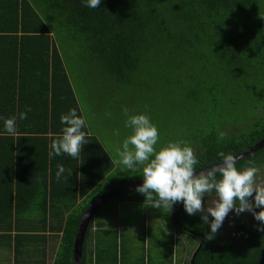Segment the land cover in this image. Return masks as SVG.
Masks as SVG:
<instances>
[{
    "label": "trees",
    "instance_id": "16d2710c",
    "mask_svg": "<svg viewBox=\"0 0 264 264\" xmlns=\"http://www.w3.org/2000/svg\"><path fill=\"white\" fill-rule=\"evenodd\" d=\"M70 52L72 69L103 94L120 101L143 92L169 102L163 110L179 128L174 142L194 149L201 170L222 162L219 152L235 156L264 137V0H101L98 8L83 0H0V233L10 240L13 218L36 204L38 231L58 240L52 264H72L73 238L92 200L143 179L141 169L129 177L113 172L86 127L78 158L49 156L61 115L75 108L81 116L63 59ZM12 116L16 136L4 128ZM58 164L66 170L59 181ZM248 166H264V147L236 162L238 170ZM111 201L148 205L136 189ZM178 203L168 209L169 224L187 240L167 264H264V231L247 229L242 213L232 210L236 242L219 229L209 240L213 218L204 224L201 213L188 215ZM93 224L92 217L80 264H126L116 240L94 237Z\"/></svg>",
    "mask_w": 264,
    "mask_h": 264
},
{
    "label": "clouds",
    "instance_id": "9594fccd",
    "mask_svg": "<svg viewBox=\"0 0 264 264\" xmlns=\"http://www.w3.org/2000/svg\"><path fill=\"white\" fill-rule=\"evenodd\" d=\"M83 3L85 7L98 8L101 0H83ZM30 111L27 108L19 113V119H27V112ZM123 112L127 117L125 126L131 131L122 148L117 149L118 160L115 162L127 170H142L143 183L136 191L144 195L148 206L171 211L173 205L182 202L188 215L201 213L204 224H209L211 216L209 240L231 210H235L237 215L251 212L260 222L258 230L264 231V184L256 181L257 167L238 170L234 155L219 152L221 163L206 171H198L197 153L186 142H168L157 149L159 132L150 118L145 114L129 115L127 108ZM16 120V116L4 119L6 134L17 135ZM60 121L63 125L61 134L51 141L49 156L66 154L78 158L87 143L86 132L82 131L86 120L73 108L62 114ZM226 135L221 132L220 138L224 139ZM57 168L56 178L59 181L66 170L62 164H58ZM71 174L69 170V176ZM253 194L254 199L250 201ZM205 196L210 197L207 207L203 202ZM257 208L260 210L255 211Z\"/></svg>",
    "mask_w": 264,
    "mask_h": 264
},
{
    "label": "rangeland",
    "instance_id": "374dc122",
    "mask_svg": "<svg viewBox=\"0 0 264 264\" xmlns=\"http://www.w3.org/2000/svg\"><path fill=\"white\" fill-rule=\"evenodd\" d=\"M70 54L72 53L63 55V59L80 114L86 120L87 132L99 141L113 164V172H118L121 177L135 175L139 168L131 171L115 162L118 160L117 149L122 148L124 139L131 131L125 126L127 117L123 109L127 108L129 115L145 114L150 118L158 128L160 138L156 147L159 149L168 142H174L179 132V128L173 126V117L172 120L165 119L163 106L170 103L144 97L143 92H139L135 97L126 96L127 94L119 96L120 101L113 98V95L103 94L97 85L90 86L91 82L85 81L84 76L81 78L80 73L72 69L75 63ZM141 82L149 83L145 77ZM256 181L258 184H264V166L259 169ZM254 195L250 200L254 199ZM209 199L210 197L206 198L205 207ZM167 212L168 209L164 208L111 201L105 203L94 214L96 231H93V235L100 240H116V252L118 255L120 252L124 255L126 264H167L170 258L174 261L179 257L181 248L187 240L185 237L180 238L171 234ZM25 214L28 218L33 217L28 210ZM234 219L235 214L230 211L219 228L220 235H225L230 242L238 240L233 229ZM241 221L247 229H257L260 225L252 213L247 211L242 213ZM39 244V240L30 244L31 257H34L32 252H35ZM49 256L51 257L50 253Z\"/></svg>",
    "mask_w": 264,
    "mask_h": 264
},
{
    "label": "crops",
    "instance_id": "0c3cea01",
    "mask_svg": "<svg viewBox=\"0 0 264 264\" xmlns=\"http://www.w3.org/2000/svg\"><path fill=\"white\" fill-rule=\"evenodd\" d=\"M37 188H39L37 192L40 194H35L36 198H41L42 191L40 185ZM30 208L32 209L29 212L32 214L33 209L35 212L36 204H31ZM26 211H22L11 221V229L6 233L7 236H10V240H5V235L0 233V264H52L58 240L56 237L52 239L51 236L55 235L47 232V230L38 231L37 227L39 224H36L37 217L28 218L25 214ZM167 217L170 221L169 210ZM169 229L172 232L171 234L175 236L172 228L170 227ZM92 230H96L94 224ZM27 236L31 237L28 238ZM35 240H39L40 244L35 248V252H32L34 257H31L29 255L31 251L30 244L34 243Z\"/></svg>",
    "mask_w": 264,
    "mask_h": 264
},
{
    "label": "water",
    "instance_id": "95a60500",
    "mask_svg": "<svg viewBox=\"0 0 264 264\" xmlns=\"http://www.w3.org/2000/svg\"><path fill=\"white\" fill-rule=\"evenodd\" d=\"M262 147H264V137L261 140H259L256 144H254L253 146H251L248 149L242 151L241 153L235 155L234 157H236V162L248 157L249 155H251L255 151L261 149ZM216 165L217 164L209 166L207 168H203L201 170L206 171L210 168H213ZM198 171H200V170H198ZM142 183H143V179H135L132 181L122 183V184L112 188L111 190L103 192L102 194L97 196L94 200H92L88 204V206L83 211V214L81 215V218L79 220V223H78V226H77L74 238H73V242H72V264H80L81 248H82L84 234H85L87 225H88L90 219H92V217L94 216L95 212L101 206H103L108 200H110L113 197L118 196L124 192L134 190L139 185H142ZM178 206H179V203L177 204V206H176V208H175V210L171 216V219L173 222L175 221V211H176ZM191 257H194V253L191 255ZM190 264H191V262H190Z\"/></svg>",
    "mask_w": 264,
    "mask_h": 264
},
{
    "label": "flooded vegetation",
    "instance_id": "af4514ba",
    "mask_svg": "<svg viewBox=\"0 0 264 264\" xmlns=\"http://www.w3.org/2000/svg\"><path fill=\"white\" fill-rule=\"evenodd\" d=\"M207 198V197H206ZM206 198H205V200H206ZM205 200H204V205H205ZM232 211V210H231ZM233 212V211H232ZM224 239H226V240H229L227 237H224L225 235H221ZM196 237H201V240H203V238H202V236L200 235V234H196ZM196 249V248H195ZM194 249V250H195Z\"/></svg>",
    "mask_w": 264,
    "mask_h": 264
}]
</instances>
